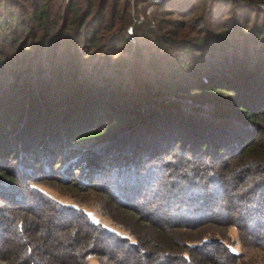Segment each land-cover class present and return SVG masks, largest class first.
Segmentation results:
<instances>
[{"label": "trees", "instance_id": "obj_1", "mask_svg": "<svg viewBox=\"0 0 264 264\" xmlns=\"http://www.w3.org/2000/svg\"><path fill=\"white\" fill-rule=\"evenodd\" d=\"M54 2L0 0V264H238L231 226L264 254V0H165L130 33L127 0ZM108 96L123 111L67 140ZM160 116L168 135L147 145ZM60 130L76 205L41 188ZM15 151L29 171L5 163Z\"/></svg>", "mask_w": 264, "mask_h": 264}, {"label": "rangeland", "instance_id": "obj_2", "mask_svg": "<svg viewBox=\"0 0 264 264\" xmlns=\"http://www.w3.org/2000/svg\"><path fill=\"white\" fill-rule=\"evenodd\" d=\"M135 1H136L135 4L131 3L132 9L134 12V19H132V23L126 28L127 33H130L134 27H141V26H144V24H146V23L151 24V22L153 21V14L152 13L155 12L152 10H153L154 6L157 5V4L152 5L151 3H147V2H141L140 0H135ZM138 1L141 3L140 4L137 3ZM54 3L55 4L54 5L52 4V6L54 7L55 10L57 9L56 5H61V4L63 5V9H64V5L67 3V0H55ZM123 56L125 57V56H127V54H125ZM90 99L91 98H89V100ZM88 102H92V100H90ZM88 105H91V106H87L89 108V110H88V116L89 117L87 115H82L81 118H85L86 120H82L80 118V116L78 118H76L75 120H73L72 127H69L68 130L66 129V133L69 134V135H67L69 138V139L67 138V140H70L72 137H75V135L79 131L82 132V131H88L91 128L93 129L95 127V125L91 124V123H93V119H96V121L98 122L99 119H101V117L107 116L108 114L110 115V114H113V113L118 112V111H119V113H121L120 111H123V110H121V108L125 106L123 103H119V102L115 101L114 98L110 97V96L99 101L97 105H95L93 103H88ZM126 108H128V106ZM88 118H89V120H88ZM161 119L163 121H165V118L160 116L158 118V120L155 119L156 121H154V120L150 121L148 126L138 133V136L141 135L143 137V139L145 140L147 145L148 144L149 145L150 144L151 145L159 144L162 141L161 135H163V138L167 137L169 130H166V129H170V128L168 127V125L163 124L161 122ZM179 125H184V123L180 122V124H178L176 126H179ZM173 127H175V126H173ZM63 133H64L63 130H60V132L58 133L59 141L55 143V146H58V147H57V149L53 148V155L51 157H49L48 159H45V161H42V159H40L39 164L41 166H39V167L41 169H44V167H47L48 169L54 168V171H55V172L49 174V175L53 176L52 177L53 179L50 181H47L46 184L41 185V188L43 190L47 191L56 200H58L64 204L76 205V200L72 197V192H69V190L61 187V184L63 182L61 183V181H59L57 179L59 176L56 174V171H59V168L61 167V163H62L61 162V160H62L61 159L62 158V149L61 148H62V146H64L63 138L65 135ZM172 135H174V134H172ZM203 135H206L205 132ZM11 151L12 150L10 149V146H7L5 153H8V155L10 156ZM164 151H165L164 153H166V152H170V151L172 152L173 150L166 149ZM17 154H18V152L15 151L14 155H16V156H14L12 158H6L5 163L9 165L11 170H14L16 172L19 171V173H21L20 171H26V172L29 171L27 169L22 168L24 166H23V164H20V161L18 160ZM162 154H158V155L161 156ZM54 162H57V163L52 165V163H54ZM80 173H81V170H78V175ZM43 174H44V172L41 171V175H43ZM41 175L39 174V176H41ZM0 190H2L1 187H0ZM5 190L8 191L7 189H5ZM2 194H3L2 191H0V199L4 198ZM16 194H17V191H12V194L10 195V197L14 198ZM96 205H97L96 202H90L89 201L87 204H83L82 207L94 222L102 224L103 226L109 228L110 230L116 231L122 235H128L129 234V232L125 228H122L121 226L115 224L116 222L111 215L104 214L103 212H100L99 209H97ZM39 207H43V206H39ZM49 209H50V207H49ZM208 238H210V237H208ZM224 242L232 252L240 255V259H239L238 264H259L260 261L262 260V258L264 257V254L262 253L261 250L255 248V247H252V246L245 245L241 242L238 230L234 226L227 228L226 237L224 238ZM88 264H99L97 257L92 256V255L89 256L88 257Z\"/></svg>", "mask_w": 264, "mask_h": 264}, {"label": "built area", "instance_id": "obj_3", "mask_svg": "<svg viewBox=\"0 0 264 264\" xmlns=\"http://www.w3.org/2000/svg\"><path fill=\"white\" fill-rule=\"evenodd\" d=\"M128 2L132 3V4H135L136 1L135 0H127ZM141 2H147V3H151L152 5H155V4H160L162 1L164 0H140ZM141 2H137V3H141Z\"/></svg>", "mask_w": 264, "mask_h": 264}]
</instances>
